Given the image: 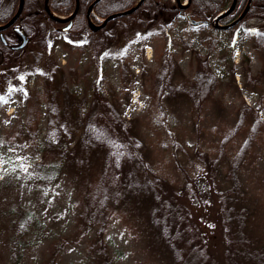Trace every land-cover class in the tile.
I'll return each mask as SVG.
<instances>
[{
	"label": "rangeland",
	"instance_id": "rangeland-1",
	"mask_svg": "<svg viewBox=\"0 0 264 264\" xmlns=\"http://www.w3.org/2000/svg\"><path fill=\"white\" fill-rule=\"evenodd\" d=\"M115 5L116 1L109 4L114 8ZM92 15V23L98 25L103 21L102 17L94 14L93 19ZM147 16L148 13L142 10L110 25L109 33H114V39L108 42L105 58L98 60L84 47H77L83 38L73 33L56 35L54 31L61 24L50 23L41 8L36 19L38 27L32 32L37 31V34L25 49L14 51L17 57L22 58L18 63L20 71L28 70V91L32 94L35 89H40V95L36 100L28 101L24 94L7 96V85L12 77L5 78V81L0 76V264H7L9 210L27 209L37 197L44 213L43 229L32 238L22 264H88L89 261L87 242L92 232L81 226L80 193L73 180V165L47 150V143L53 144L46 136L43 80L32 66L41 73L59 67L66 76L68 88L77 96L88 95V99L92 96L89 80L103 78L106 96L115 100L122 120L131 122L129 125L134 126L144 141L143 157L150 169L177 186L184 180L183 171L193 175L203 169L196 159V151L212 157L217 155L224 133L235 125L244 104L258 110L264 123V44H261L264 39L253 36L249 21L244 20L237 27L239 31L234 29L226 35L208 27H190L183 17L167 31H156L144 20ZM257 22L254 20L253 26L264 23ZM212 38L215 41L212 52L208 54ZM168 40L178 79H190L196 68L191 50L184 47L187 42L191 49L207 57L219 82L199 110L186 99L170 97L165 103L164 118L157 107L151 79L161 66ZM53 103L56 104L55 101ZM29 112L32 117L30 123L27 122ZM102 114V109L97 111L98 119ZM250 123L251 120L247 119L246 128ZM244 133L230 142L227 151L235 152L240 147ZM261 133L260 140L246 153L238 175L248 190L249 200L253 202L250 204L257 208L254 224H258L263 235L264 127ZM72 146L73 143L69 148ZM57 162L62 163L58 172L52 169ZM37 164L45 170L41 178L38 177ZM221 173L215 175L217 184L222 182ZM214 200V204L205 211L207 224L199 226L203 233L213 238V241L209 240L210 245L215 244L213 248L223 253L224 244L219 233L222 225L215 219H219L216 214L219 205ZM190 209L197 223L202 213L194 210L193 206ZM146 225L140 221L133 222L132 216L109 218L105 237L114 251L116 264H162L161 256L150 246L152 235Z\"/></svg>",
	"mask_w": 264,
	"mask_h": 264
},
{
	"label": "trees",
	"instance_id": "trees-1",
	"mask_svg": "<svg viewBox=\"0 0 264 264\" xmlns=\"http://www.w3.org/2000/svg\"><path fill=\"white\" fill-rule=\"evenodd\" d=\"M112 1H116L115 8L109 6ZM211 1L191 0L188 6L180 8L175 0H144L132 14L116 17L101 29L93 31L89 28L86 17L87 7L92 0H80V8L70 29L66 32L55 30L54 33L60 36L73 33L74 36L83 38L77 47H84L93 57L103 60L107 54L108 42L114 39V33H109V27L117 24L120 18H130L143 10L148 13L144 20L150 27L156 31H167L177 19H186L187 14L201 18L206 12L217 13L230 0H217V5L213 8ZM134 2L135 0H100L93 8L92 18L94 19V14L105 18L113 12L129 8ZM204 2L206 7L203 6ZM245 2L246 0H237V11L241 10ZM17 3L18 0H10L9 16ZM42 3L43 0H24L23 16L24 19L28 18V23H21L30 41L37 34V31L34 34L32 32L38 27L36 19L39 10L42 8L44 12ZM74 4V0H48L49 8L61 15L69 14ZM38 6L41 7L39 10ZM44 14L50 23L58 25L45 12ZM3 16L1 14L0 18ZM188 26L192 27L189 23ZM210 40L212 44L208 48V54L212 52L215 41L213 38ZM170 43L168 40L161 66L151 79L157 107L164 118L165 103L170 97L186 99L199 110L212 96L219 82L207 57L191 49L187 42L184 47L191 50L196 68L190 79H178L177 65L170 54ZM0 48L3 54L0 76L5 81V78L12 77L7 85V96H18L19 93L20 96L25 95L26 101L36 100L40 89H35L32 94L28 91V70L20 71L18 66L22 58L17 57V52H11L1 44ZM75 48L73 42V49ZM9 67L10 70H7ZM32 67L43 80L41 89L47 117L46 136L53 144L47 143V150L55 152L56 157L73 165V180L80 193L81 226L87 232H92L87 242L88 264H116L114 251L110 249L105 237L107 222L113 216H132L133 222L147 224L152 235L150 246L153 252L161 256L162 264H264V234L261 235L258 224H254L257 208L250 204L252 201L249 200L248 190L244 188L238 175L246 153L261 138L264 123L258 110H252L244 104L239 110L235 125L224 133L217 155L212 157L208 153L196 151V159L203 169L195 171L193 175L183 171L184 180L177 186L150 169L143 157L144 141L134 126L129 125L131 122L122 120L115 100L106 96L103 78L89 80L92 96L88 99V95L77 96L68 88L66 76L59 67L42 73L36 66ZM14 77L17 79L13 80ZM101 109L103 114L99 119L103 122L99 123L97 111ZM30 115L31 112L28 123L32 119ZM247 119L251 120L248 128ZM243 132L244 140L240 147L235 152L227 151L230 142ZM72 143V148H69ZM61 164L57 162L52 169H57L58 172ZM36 166L39 170L38 177L41 178L45 173L44 167L38 164ZM33 171L35 172L34 169ZM216 173L222 174V182L218 184L215 181ZM220 184L223 186L217 187ZM214 199L219 205L218 213L216 212L219 219H215L220 220L222 225L219 233L224 244L223 253L213 248L215 244L210 245L213 238L203 233L199 226L207 224L205 211L214 204ZM190 206L202 213L197 223L193 220L194 214ZM8 214L10 226L6 246L7 264H22L32 238L43 229L44 213L37 197L29 208L19 211L11 209Z\"/></svg>",
	"mask_w": 264,
	"mask_h": 264
},
{
	"label": "flooded vegetation",
	"instance_id": "flooded-vegetation-1",
	"mask_svg": "<svg viewBox=\"0 0 264 264\" xmlns=\"http://www.w3.org/2000/svg\"><path fill=\"white\" fill-rule=\"evenodd\" d=\"M247 1L244 3L243 7L241 8L240 11H237V0H235V3L232 7V9L230 10V12H228L226 15L222 16L217 22H214V18L224 12H226L229 8H231L232 6V2L233 0H230L229 3L224 7V9H222L221 11L217 12V13H213V12H206L203 17L199 18L201 20H206L208 21L205 24H201L199 27H204V28H210L211 31H216V32H220L222 34L228 35L229 33H231L234 29H238V31L240 30V28H237L238 25L240 23H242L244 20L249 21L250 23V32H252L253 36L255 37H264V23L263 25L261 24H257L254 25L252 24V22L254 20H257L259 23V21L264 22V0H251L249 7L246 11V13L244 14V16L235 24L230 25L232 22H234L239 16L240 14L244 11V9L246 8V4ZM206 2V1H205ZM203 4L204 7H206V4ZM217 0H212L211 1V8L215 7L217 5ZM9 4H10V0H0V15L4 14V16L2 18H0V25L5 24L15 13L17 7H18V3L17 6L15 7L14 11L11 13V15L9 16L8 11H10L9 9ZM23 9H24V4H23ZM23 9L22 12L20 14V16L18 17V19L9 27L0 30V44L1 46L5 47V49L13 52L15 50H21L22 48L18 49V46L22 43L23 38L22 35L17 31V29H19L24 35L25 38L27 39V45L30 42V39L27 37L23 27H22V23L21 21H23V23L27 24L28 23V18L24 19L23 16ZM37 13V12H35ZM2 37V38H1ZM18 41H20L18 44ZM24 46L23 49H25ZM2 50L0 48V60L2 59Z\"/></svg>",
	"mask_w": 264,
	"mask_h": 264
},
{
	"label": "water",
	"instance_id": "water-1",
	"mask_svg": "<svg viewBox=\"0 0 264 264\" xmlns=\"http://www.w3.org/2000/svg\"><path fill=\"white\" fill-rule=\"evenodd\" d=\"M100 0H93L88 8H87V23H88V26L89 28H91L93 31H96V30H99L101 29L102 27H104L110 20L116 18V17H120V16H123V15H127V14H131L133 13L136 9H138V7L143 3L144 0H138L132 7H130L129 9H126V10H123V11H119V12H115V13H112V14H109L107 15L101 24H94L91 22V19H90V13L92 12L93 10V7L99 2ZM177 1V4L179 7H185L186 5L189 4L190 0H187V3L184 5V4H181L179 0H176ZM251 0H248L247 1V4H246V8L244 9V11L240 14V16L234 21L232 22L230 25H233L235 24L236 22H238L243 16L244 14L246 13L248 7H249V4H250ZM44 9L46 11V13L48 14V16L58 22V23H67L64 27L60 28L59 30L60 31H67L70 27H71V23H72V19L75 17V15L77 14L78 10H79V6H80V0H75V5H74V9L73 11L71 12V14L69 16H67L66 18H61L55 14H53L49 8H48V0H44ZM235 3V0H233L232 2V6L231 8H229L226 12L216 16L214 18V22H217L222 16L226 15L228 12H230V10L232 9L233 5ZM23 4H24V0H19V4H18V8L16 10V12L14 13V15L3 25L0 26V30H3L7 27H9L10 25H12L17 19L18 17L20 16L21 12H22V9H23ZM187 20L190 22V24L192 26H198V25H201V24H205L207 23L208 21L206 20H198V19H193V18H190L189 16H187ZM17 31L22 35V38H23V41L21 43V45L19 46V48L23 47L26 43H27V40L25 38V36L21 33V31L19 29H17ZM2 38V37H1Z\"/></svg>",
	"mask_w": 264,
	"mask_h": 264
}]
</instances>
